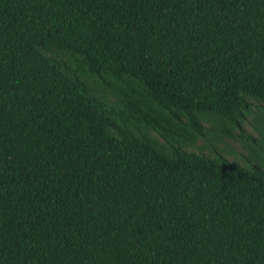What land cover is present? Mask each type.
<instances>
[{
  "label": "trees",
  "instance_id": "1",
  "mask_svg": "<svg viewBox=\"0 0 264 264\" xmlns=\"http://www.w3.org/2000/svg\"><path fill=\"white\" fill-rule=\"evenodd\" d=\"M0 264H264V0H0Z\"/></svg>",
  "mask_w": 264,
  "mask_h": 264
},
{
  "label": "rangeland",
  "instance_id": "2",
  "mask_svg": "<svg viewBox=\"0 0 264 264\" xmlns=\"http://www.w3.org/2000/svg\"><path fill=\"white\" fill-rule=\"evenodd\" d=\"M253 118L254 115L252 113L248 114L245 122L241 126V131L234 128L232 129V132H234V134L236 135L240 134L241 137H245L248 134L256 137ZM206 145L207 144H202L200 141H198L193 145H186L185 148L197 153L201 152L204 154L220 152L226 159L234 160L240 164H243L248 160V154L245 151L246 149L243 148L240 138H235L232 140L223 138V142L218 143L212 148H206Z\"/></svg>",
  "mask_w": 264,
  "mask_h": 264
}]
</instances>
